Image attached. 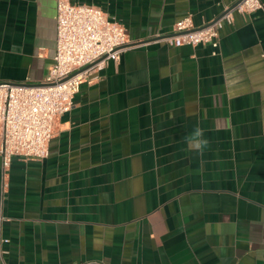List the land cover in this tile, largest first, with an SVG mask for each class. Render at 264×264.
<instances>
[{
    "label": "crops",
    "instance_id": "crops-1",
    "mask_svg": "<svg viewBox=\"0 0 264 264\" xmlns=\"http://www.w3.org/2000/svg\"><path fill=\"white\" fill-rule=\"evenodd\" d=\"M70 1L130 43L80 83L45 158L12 159L4 188L0 156V264H264V0L233 13L215 52L159 36L236 0ZM55 16L56 0H0V81L45 78Z\"/></svg>",
    "mask_w": 264,
    "mask_h": 264
},
{
    "label": "built area",
    "instance_id": "built-area-1",
    "mask_svg": "<svg viewBox=\"0 0 264 264\" xmlns=\"http://www.w3.org/2000/svg\"><path fill=\"white\" fill-rule=\"evenodd\" d=\"M261 9V0H236L201 25L186 15L174 23L173 34L159 36V40L173 46L209 44L215 52L219 31L233 22L234 12L249 15ZM55 19V54L45 78L38 84L0 81L3 188L12 159L45 158L55 119L71 108L80 83L107 62L118 60L130 43L124 25L95 5L56 0Z\"/></svg>",
    "mask_w": 264,
    "mask_h": 264
},
{
    "label": "clouds",
    "instance_id": "clouds-1",
    "mask_svg": "<svg viewBox=\"0 0 264 264\" xmlns=\"http://www.w3.org/2000/svg\"><path fill=\"white\" fill-rule=\"evenodd\" d=\"M202 136L203 129L197 127L192 135L187 138L190 148L200 151L201 153L209 145V141L207 139H201Z\"/></svg>",
    "mask_w": 264,
    "mask_h": 264
}]
</instances>
